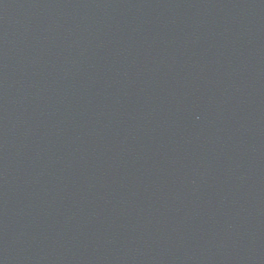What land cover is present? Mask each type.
Returning a JSON list of instances; mask_svg holds the SVG:
<instances>
[{
  "label": "water",
  "instance_id": "water-1",
  "mask_svg": "<svg viewBox=\"0 0 264 264\" xmlns=\"http://www.w3.org/2000/svg\"><path fill=\"white\" fill-rule=\"evenodd\" d=\"M0 264H264V0H0Z\"/></svg>",
  "mask_w": 264,
  "mask_h": 264
}]
</instances>
